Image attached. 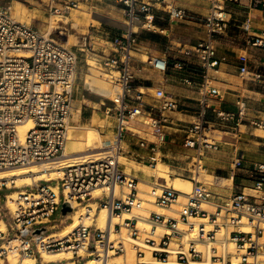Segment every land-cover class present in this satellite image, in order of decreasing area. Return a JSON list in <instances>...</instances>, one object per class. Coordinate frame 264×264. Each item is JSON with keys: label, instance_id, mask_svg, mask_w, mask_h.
<instances>
[{"label": "built area", "instance_id": "obj_1", "mask_svg": "<svg viewBox=\"0 0 264 264\" xmlns=\"http://www.w3.org/2000/svg\"><path fill=\"white\" fill-rule=\"evenodd\" d=\"M116 1L124 7L125 29L112 38V53L99 58V65L120 87L119 98L115 99L119 104L115 133L117 149L114 148L109 155L63 167V175L50 180L51 183L44 181L33 185L31 190H19L16 209L7 206L13 218L10 224L3 216V201L7 205L11 187L7 179H0V264H12L11 257L26 254L38 257V264H64L63 259L43 261L44 252L57 251L71 252L69 260L72 264H85L89 259L95 264H118L114 257L127 251L124 228L129 230L136 249V264H197L205 261L206 256H210L209 264H261V254L264 253V161L250 170L254 179L253 193L241 189L225 195L217 189L226 188L220 182L221 177L214 175L213 180L206 181L199 178L201 161L210 151L220 148L209 133L221 127L236 132L241 116L245 114L244 104L235 113L215 109L208 103L210 70L221 62L217 55V40L225 34L230 22L225 3L232 0H214L209 13L203 17L205 36L191 50L201 60L205 84L198 118L186 126L184 139L186 147L197 151L193 157L194 171L191 172L192 191L187 194L179 216L151 211L148 218L152 226L148 230L139 226L138 216H124L132 213L142 198L140 178L123 168L119 154L123 151L120 143L127 131L132 135L138 133L129 124L143 114L146 106V92L135 85L133 51L137 33L141 28L155 27L156 4H166L167 0ZM253 1L264 5V0ZM72 5L76 7L77 3L72 2ZM170 14L175 18L187 16L186 10L173 6ZM244 28L249 30V25L244 24ZM248 44L264 47V31L251 34ZM89 45V38H85L78 49L60 42L50 32L45 33L19 20L10 5L0 3V170L55 159L64 154L80 52L86 51ZM239 59L241 74L261 85L264 91V64L253 70L247 54L240 55ZM164 61L165 66L161 67L162 59H152L153 64L162 69L168 64L167 60ZM174 66L184 69L185 63L178 60ZM155 96L161 99L162 110H173L178 105L164 89H157ZM210 109L215 115V125L208 117ZM149 118L150 121L145 123L156 129L157 139L151 141L141 137L139 146L145 147L151 141L154 155L150 163L155 166L160 145L166 138L161 124L168 118L164 114L160 118L149 115ZM29 120L34 125L22 137L19 126ZM250 123L264 129V113ZM149 183L153 187L150 191L153 202L165 208L177 204L182 194L180 190L159 180ZM96 189H100L98 194H95ZM64 203L72 207L67 214L63 212ZM205 204L215 210H209ZM77 208H85L79 215V223L67 234L53 233L60 225L55 214L62 211L60 221L63 223L67 217L73 220L71 214L76 213ZM103 208L110 216L105 226L98 222ZM90 216L92 223L86 224L85 218ZM197 217L208 220L197 221ZM114 218L118 221L114 222ZM3 222L5 229L2 228ZM247 226L249 230L244 229ZM222 228L230 230L218 248L214 244L218 242V232ZM14 240L17 241V255L12 253ZM228 240L235 244L236 252L229 249Z\"/></svg>", "mask_w": 264, "mask_h": 264}, {"label": "crops", "instance_id": "obj_2", "mask_svg": "<svg viewBox=\"0 0 264 264\" xmlns=\"http://www.w3.org/2000/svg\"><path fill=\"white\" fill-rule=\"evenodd\" d=\"M72 1H76L77 6H71V10L64 8L63 17L51 27V31L57 32L64 41H72V46L76 49L82 47L85 38H89L91 45L87 51L80 52L82 58L72 100L70 124H93L94 120L107 119V125L101 127L98 124L97 129L116 132L119 104L114 98L89 88L87 74L93 67L90 61L98 64L99 58H106L112 53V38L122 34L125 29L124 7L116 0H57L55 3L64 5ZM213 2L214 0H167L166 4H156L155 27L138 30V40L133 51L135 85L146 92L145 112L152 117L160 118L164 114L168 118L161 124V129L166 133L165 142L159 148L161 158L175 172L187 174L190 179L192 174L189 166L192 165L188 159L195 156L197 151L184 144L186 126L198 118L205 86L201 60L191 50L205 36L203 17L209 13ZM225 5L230 22L225 34L217 40V55L221 62L210 70L208 85L212 86L214 92H208V103L215 109L235 113L244 104L245 114L241 116L236 132L223 129L224 127L212 129L213 133H217L216 136H220L216 139L220 148L210 151L203 161L207 170L214 175L232 178L233 188H217L223 194L230 195L238 189H252L254 179L250 170L255 164L264 161V135L258 132L261 128L250 123L264 113V91L261 85L241 74L242 62L239 59L240 55L247 54L253 70L264 64V47L248 44L251 34L264 31V5L256 4L253 0H232ZM171 6L183 8L187 16H171ZM74 9L79 11L80 22L73 16ZM246 23L249 30L244 28ZM45 28L46 26L43 27ZM153 58L167 60V67H156L152 62ZM178 60L184 61V69L174 66ZM159 88L177 100L175 109L162 110L161 99L154 92ZM209 112L208 117L214 124L215 115L212 109ZM138 136L131 133L125 136L123 141L129 147L128 153L145 166H153L150 163L151 156L154 155L151 148L153 140L142 147L139 146ZM136 173L140 180L155 181V178L148 179V175L142 171Z\"/></svg>", "mask_w": 264, "mask_h": 264}, {"label": "bare ground", "instance_id": "obj_3", "mask_svg": "<svg viewBox=\"0 0 264 264\" xmlns=\"http://www.w3.org/2000/svg\"><path fill=\"white\" fill-rule=\"evenodd\" d=\"M50 21H52V22L50 23L49 27H52L53 25L58 24V20H50ZM73 25L77 26L78 24L77 25L73 24ZM164 62L165 61L163 59L159 65L161 67H164L165 66ZM92 64H94V63H92ZM90 73L93 75H97V76L99 74V73L97 74L95 72V70L94 71L92 70ZM105 90H106V92L111 93L112 98H114L116 100L119 98V95L114 97V95L117 94L118 91L120 90V87L118 84H116L114 86L108 84L105 87ZM76 114H78V113H76ZM92 120H94V119H92ZM33 125H34V123L32 120H29L28 122H26L24 124H21L19 126V131L21 133V136L24 137L26 134V131L29 128H31ZM68 140H71V144H76L79 142L81 144V148L77 149V150H69L66 147V151L64 152L63 155H61V157H57L55 159H50V160H45V161H33V162H29V163H25V164H19V165H15L12 167L2 169V170H0V179H7L8 185L10 187H12V186L19 187L25 183L30 184V183L37 182L39 180H49L50 181L52 179L58 178V177L63 175V169H62L63 167L69 166V165H72L75 163L83 162V161H86L87 159H90V158H99L102 156L109 155L110 154L109 152L113 151L114 148L117 149V145H118V141H116V140H118V139H116V135L114 136V138L110 137V136H104L101 133V131L98 130L97 128L90 127L88 125H83V124H81V125L70 124L69 125ZM120 144H122V143H120ZM127 158L128 157L125 154L120 152L119 160L121 162H124L125 164H127V162L125 161ZM158 160L159 161L157 162L156 167L153 169V171H150L149 168L145 167L142 170V172H144L145 174H148V175L154 174V176L156 177L155 179H157V180H155L156 182L158 180L160 181V179H162L161 183H167L169 185L170 184L169 182L172 180L174 182L173 186L176 189L180 190L182 192V194H181L176 206H172L170 208H165V207H162V206H160L154 202L155 206H154V208L151 206V209L153 208L155 211L160 212V213L168 212L169 215L173 214V216H175V214L177 215L178 211L180 210V209L178 210V206L181 205L185 199H187V194L192 191L193 182L191 179H187V178H183V177H179V176L172 177L170 175V173L168 172L169 165L166 162L162 161V159L160 158V155L158 156ZM132 163H133V161H132ZM132 163H130V165L134 166V163L133 164ZM131 166L127 167L128 171L131 170ZM201 168L203 170L207 171V168L203 165L202 161H201ZM224 179L227 182L224 185L228 184L230 186L233 184L232 178H224ZM150 186H151V183H149L143 179L140 180L139 188H140L141 192L145 193V188L149 187V189H150ZM99 190L100 189H96L95 194H98ZM17 196H18V191H12L10 193L9 200L7 201V205L13 210L16 209L15 199L17 198ZM144 196H146L148 199L147 194ZM140 197H141V195H140ZM149 197H150V195H149ZM151 199H153V198H151ZM151 199L149 198V200H151ZM143 202H145V201H143V198H142V200L139 201L137 206L143 207L144 206ZM206 205H209V204H206ZM93 206L95 209V204ZM145 206H146V204H145ZM209 207H210V205H209ZM211 208H215V207H211ZM83 209H85V208H83ZM94 209L92 210V212H90L91 214L94 213ZM143 210H144V208H143ZM76 211H77L76 213L72 214L73 220L71 222H69L67 225H65V227L59 231V234H61V235L67 234L71 229H73L79 223V209H77ZM129 214H132V213H126L125 215L127 217L133 216V215L130 216ZM99 218L100 219L98 220V222L101 226L106 224L108 222V220L110 219L108 211L105 208H103L101 210ZM90 219H91V216L87 217L85 219L87 221L86 223H88L90 221ZM117 219L118 218H114L113 221L116 222V221H118ZM141 219H142V222L144 223L143 225H146V224L150 225L151 224V221L149 219H147L143 216L141 217ZM195 219H198L200 221L208 220V218H204V217H197ZM88 224H90V223H88ZM2 228L3 229L6 228V224L4 222L2 223ZM145 228H146V226H145ZM244 229L249 230L250 228L247 226V227H244ZM53 233H57V232H53ZM224 234H225V231L222 228L218 232L219 238H223ZM13 244H15V245H12V253L17 254L16 248H15L17 241L14 240ZM233 245H234L233 242L229 243V246L234 247ZM231 247L229 249H232ZM234 250H236V249H234ZM122 256H123L122 254L115 256L114 261L117 262L118 264L123 263ZM42 257H43L44 262H55V261L60 260V259L68 260L70 257H72V253L71 252H64V251L44 252L42 254ZM261 257H262L261 264H264V253L261 254ZM125 258H126L125 263L134 264V262L136 261L135 260L136 259L135 249L130 247L125 254ZM38 260H39L38 257H36L35 255L26 254L25 256L20 257V259L17 260L14 264H38ZM209 261H210V256H208V257L206 256L205 261L197 262V264H209ZM4 262L6 263V259H4ZM65 264H72V263L69 261ZM85 264H95V262L93 259H89Z\"/></svg>", "mask_w": 264, "mask_h": 264}, {"label": "rangeland", "instance_id": "obj_4", "mask_svg": "<svg viewBox=\"0 0 264 264\" xmlns=\"http://www.w3.org/2000/svg\"><path fill=\"white\" fill-rule=\"evenodd\" d=\"M57 0H0V3H2V4H6V5H10L11 7H12V11H13V14L15 15V17H17L19 20H21V21H23V22H25V23H27V24H30V25H32V26H34V27H36V28H39V29H41L43 32H45V33H49L50 32V34H51V36H53L54 38H56L57 40H59L60 42H63V43H66V44H68L69 46H72V41L70 42V43H67L66 41H64L60 36H58V34H57V32H54V31H51V27H49L50 26V23L52 22V21H50V20H59L60 18H62V14L63 13H65V11H64V8H66L67 10H71V8H70V6H72L73 7V5H72V2H76V1H72V2H70V3H65L64 5L63 4H61V3H58V4H56L55 2H56ZM53 3V6L51 5ZM77 3V2H76ZM58 13V14H57ZM67 13V12H66ZM68 14V13H67ZM61 15V16H60ZM78 15H79V11L78 10H76V9H74L73 10V16L75 17V19L77 20V22H80V20H79V18H78ZM44 26H46V28L45 29H43V27ZM90 41V40H89ZM72 47H74V46H72ZM74 48H76V47H74ZM88 48H91V45H89V47ZM86 51H87V49H86ZM85 52V51H84ZM81 58H82V56H81V54H80V63H81ZM91 62V64L92 63H94L93 64V67L90 69V72L93 70H95V72L98 74V76L97 75H94L95 77L97 76V78H102V79H104L108 84H110V85H112V86H114V85H116L117 83H116V81H114L107 73H106V69L105 68H103L101 65H99V63L97 64L96 63V61H90ZM80 63H79V65H80ZM98 71V72H97ZM89 72V73H90ZM157 90V89H156ZM156 90H154V92H156ZM208 92L209 93H211L212 94V92H214V89L212 88V86H208ZM118 93H119V91H118ZM118 93L117 94H115L114 95V97H116V96H118ZM112 95H111V93L110 92H107V97H111ZM146 121H150V118H149V113H146L145 112V110L143 111V114H141L140 116H138L135 120H133L130 124H129V127L130 128H132L133 130H135V131H137L138 133L136 134V135H139L138 137L139 138H141V137H145V138H147V139H149V140H155V132H156V129L155 128H153V127H151L149 124H147V123H145ZM107 123H108V120L107 119H103V120H98V121H94L93 122V124H83V125H88V126H90V127H95V128H97V126H98V124L101 126V127H105L106 125H107ZM258 132L260 133V134H263L264 135V130L263 129H259L258 130ZM101 133L104 135V136H110V137H113L114 138V136H115V133L116 132H108L107 130L106 131H101ZM130 133V131H127V134L126 135H128ZM210 134V136H214V139H217V138H219L220 136H216L215 134H217V133H212V132H210L209 133ZM122 144V148H123V151H121L123 154H125L128 158L125 160L126 162H127V164H125L124 162H121V164H122V166H123V168L127 171V172H130V173H135L136 175H138L136 172H138V171H142L145 167L146 168H149L150 169V171H153V169L156 167V165L155 166H145L143 163H140V162H138L137 160H135L132 156H130L129 155V153H128V149H129V147H128V145H127V143L126 142H121ZM67 148L69 149V150H77V149H80L81 148V144L78 142V143H76V144H71V140H68V144H67ZM160 155V158H161V153H159L158 154V156ZM61 157V156H60ZM194 156H191L188 160L189 161H191V165H193V163H194V160H195V158H193ZM162 159V158H161ZM130 160V161H129ZM132 161H133V163H134V166L132 165H130V163H132ZM159 161V160H158ZM162 161H164V160H162ZM137 162V163H136ZM165 162V161H164ZM204 161H202V163H203ZM129 163V164H128ZM132 163V164H133ZM137 164V165H136ZM128 166H131V170H129L128 171ZM206 167V166H205ZM189 168H190V170H191V172H193L194 171V169H193V166H189ZM168 172L170 173V175L172 176V177H175V176H179V177H183V178H187V179H190L189 177H187V174H181V173H177V172H175L170 166H169V168H168ZM189 172V171H188ZM187 172V173H188ZM200 179L201 180H204V181H206V180H213L214 179V174L213 173H211V172H209L208 170L206 171V170H203L202 168L200 169ZM192 174V173H191ZM148 175V174H147ZM61 177V176H60ZM60 177H58V178H55V179H59ZM150 178H156L155 176H154V174H151V175H148V179H150ZM44 181H47V182H49V183H51V181H49V180H39V181H37V182H34V183H30V184H23V185H21V186H19V187H17V186H12L10 189H9V191L10 192H12V191H19V190H31V188H32V186L33 185H35L36 183H41V182H44ZM160 182H162V179H160ZM220 182H221V184L222 185H224V184H226L227 182L225 181V179L224 178H221L220 179ZM170 184V186H173V184H174V182L171 180L170 182H169ZM53 185H55V183H52ZM225 187H229V188H233L234 187V185L232 184V185H225ZM153 189V187L152 186H150V189H149V187H147V188H145V193H143V192H141V190H140V195H141V198H143V201H145V202H143L144 203V206L143 207H138V206H136L135 208H134V210H133V212H132V214H129L130 216L131 215H133V216H138V218H139V226L141 227V228H143V229H150L151 228V224H152V222H151V224L150 225H143L144 223L142 222V219H141V217L143 216V217H145V218H147V219H149L148 217H149V215H150V213H151V211H153L154 209V206H155V204H154V202H152L151 200V196L149 197V195H150V191ZM149 190V191H148ZM238 190H240V189H238ZM7 191V190H6ZM99 192H100V190H99ZM246 192H250V193H253L254 191L252 190V189H249V188H247L246 189ZM96 193V192H95ZM147 194V196H148V199H147V197L146 196H144V195H146ZM146 198V199H145ZM149 198L151 199V200H149ZM142 200V199H141ZM186 200L187 199H185L184 201H183V203L181 204V205H179L178 206V214L176 215L175 214V216H179L180 215V211L183 209V207H184V203L186 202ZM147 201V202H146ZM151 201V202H150ZM149 203V204H148ZM145 204H146V206H145ZM152 204V205H151ZM3 205H4V210H3V216H4V219H5V221L7 222V223H11V222H13V218H12V216L8 213V205H6V201H3ZM151 206L153 207L152 209H151ZM173 206H176V204L175 205H173ZM206 208H208L209 210H211V211H214L215 210V208H211L212 206H210L209 207V205H204ZM95 207H96V205H95ZM146 207V208H145ZM140 208V209H139ZM143 208H144V210H143ZM77 209H79V215L81 214V212L83 211V208H77ZM213 209V210H212ZM167 214H168V212H166ZM73 214V213H72ZM71 214V215H72ZM171 214V213H170ZM171 215H173V214H171ZM125 217H127L126 215H124ZM72 217H73V215H72ZM54 218L57 220V222H59L60 223V225L57 227V228H55L52 232H59L60 230H62L64 227H65V225H67L69 222H71L72 221V218H65V221L63 222V223H61V218H62V211H60V212H57L56 214H55V216H54ZM86 219V218H85ZM100 219V218H99ZM118 220V219H117ZM195 220H197V221H200V220H198V219H195ZM87 221L85 220V223H86ZM88 223H92V218L90 219V221L88 222ZM88 223H86V224H88ZM100 225V224H99ZM102 226H105V224L104 225H102ZM145 226H146V228H145ZM224 229V231H225V234H226V232L228 233L229 232V230L230 229H228V230H226L225 228H223ZM225 234H224V237L223 238H219V240H218V242H216L214 245L215 246H217L218 248H220L221 247V245H222V243H223V241H225V239H226V237H225ZM123 235L127 238V250L130 248V247H132V248H134V245H133V243H132V240H131V237H130V233H129V230H127V229H123ZM221 239V240H220ZM220 241V242H219ZM229 243H231L230 242V240H228L227 241V245H228V247L230 248L231 246H229ZM234 244V243H233ZM231 245V244H230ZM234 247H231L232 249H230L231 251L233 250V252H236V250H234V249H236L235 248V244L233 245ZM234 248V249H233ZM135 249V248H134ZM135 251H136V249H135ZM127 252V251H126ZM126 254V253H125ZM125 254H122L123 256H122V261H125ZM14 255H17V254H14ZM20 259V257L19 256H15V257H11L10 259H9V261H10V263H12V264H14L17 260H19ZM70 259V258H69ZM65 260L66 262L65 263H67V262H69L70 260ZM136 261L134 262V264H136L137 263V252H136V259H135ZM6 263H8V261L6 260ZM64 263V264H65Z\"/></svg>", "mask_w": 264, "mask_h": 264}, {"label": "trees", "instance_id": "obj_5", "mask_svg": "<svg viewBox=\"0 0 264 264\" xmlns=\"http://www.w3.org/2000/svg\"><path fill=\"white\" fill-rule=\"evenodd\" d=\"M87 84L89 88H91L92 90H96L98 92L103 93L105 96H107L105 87L108 85V83L104 79L97 78L93 74L88 73L87 74Z\"/></svg>", "mask_w": 264, "mask_h": 264}, {"label": "water", "instance_id": "obj_6", "mask_svg": "<svg viewBox=\"0 0 264 264\" xmlns=\"http://www.w3.org/2000/svg\"><path fill=\"white\" fill-rule=\"evenodd\" d=\"M72 210V207L68 203H64L63 205V212L67 214L69 211ZM27 230H24V233H26Z\"/></svg>", "mask_w": 264, "mask_h": 264}]
</instances>
